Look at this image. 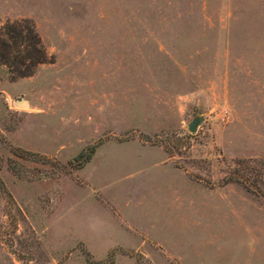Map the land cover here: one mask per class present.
<instances>
[{
    "label": "rangeland",
    "instance_id": "obj_1",
    "mask_svg": "<svg viewBox=\"0 0 264 264\" xmlns=\"http://www.w3.org/2000/svg\"><path fill=\"white\" fill-rule=\"evenodd\" d=\"M18 18L52 61L0 65V264H264V201L220 184L264 159V0H0Z\"/></svg>",
    "mask_w": 264,
    "mask_h": 264
},
{
    "label": "trees",
    "instance_id": "obj_2",
    "mask_svg": "<svg viewBox=\"0 0 264 264\" xmlns=\"http://www.w3.org/2000/svg\"><path fill=\"white\" fill-rule=\"evenodd\" d=\"M51 61L30 20L18 18L0 24V65L6 67L11 78L29 75L38 63ZM16 150L17 155L22 157L33 154L29 150ZM89 155V152L79 151L72 157L75 160L73 166H80ZM249 161L250 159H237L236 165L221 178L220 184L235 181L253 196L264 201V159ZM0 188H4L1 179ZM136 264H150V262L144 259Z\"/></svg>",
    "mask_w": 264,
    "mask_h": 264
},
{
    "label": "water",
    "instance_id": "obj_3",
    "mask_svg": "<svg viewBox=\"0 0 264 264\" xmlns=\"http://www.w3.org/2000/svg\"><path fill=\"white\" fill-rule=\"evenodd\" d=\"M24 100H18V103H24ZM201 115H195L193 116L188 122H187V129L189 131H193L197 125V123L200 121Z\"/></svg>",
    "mask_w": 264,
    "mask_h": 264
},
{
    "label": "crops",
    "instance_id": "obj_4",
    "mask_svg": "<svg viewBox=\"0 0 264 264\" xmlns=\"http://www.w3.org/2000/svg\"><path fill=\"white\" fill-rule=\"evenodd\" d=\"M174 167L179 168V167H177V166H175V165H174ZM182 172H183V171H182Z\"/></svg>",
    "mask_w": 264,
    "mask_h": 264
}]
</instances>
